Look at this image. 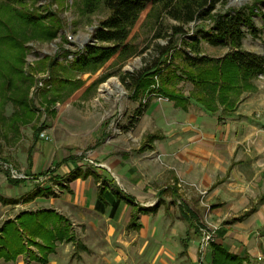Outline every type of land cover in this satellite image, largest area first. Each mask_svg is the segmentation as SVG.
<instances>
[{"label":"crops","instance_id":"0c3cea01","mask_svg":"<svg viewBox=\"0 0 264 264\" xmlns=\"http://www.w3.org/2000/svg\"><path fill=\"white\" fill-rule=\"evenodd\" d=\"M82 76L84 80H78L79 90L88 92L86 89L92 84L98 89L106 82L102 78L104 72ZM259 79L261 75L254 80L255 91L243 92L233 108L216 103L214 110L195 97L200 90L190 81L182 80L191 83L192 88L187 92L175 88L185 97L180 104L165 98L167 102L160 107L153 101L147 110L152 123H144L136 130L131 125H120L122 131L131 130L129 136L134 131L137 144L119 156L112 152L104 154L100 160L110 169L90 164L86 169L80 166L87 151L99 147L112 135L109 121H102L91 131L90 138L97 137L92 146L66 148V154L53 157L52 170L47 172L37 171L41 166L40 155L35 157V152L28 150V167L21 178L14 177L16 172L11 169L0 171V176L5 175L0 188L7 192V195L0 192V228L5 222L20 221L27 217L24 214L42 210L55 212L69 221L77 214L78 218L85 219V212L86 216L98 215L105 221L117 220V228L121 230L118 235L134 237L128 243L129 248L115 250L113 255L101 253V260L95 264H197L200 227L208 219L219 225L215 244L244 257L246 264H260L264 261V114L261 112L264 95L260 92L264 80ZM253 95H259L255 106L251 104ZM131 97L134 99L132 94ZM155 150H159L167 165L155 171L152 179L149 177L152 184H145L130 159L132 155H148ZM110 170L121 185H116ZM73 171L79 176L69 179ZM28 179H35L39 184L30 190ZM123 180H132V183L126 185ZM48 183L60 189L55 200L51 199L55 194L50 186L44 187ZM20 185L24 189L15 190ZM138 190L145 192V196L149 194L148 203L142 204L132 196ZM156 198L161 204H155ZM174 206L185 228L176 234L180 236L179 249L172 256L167 252L166 243L163 249L158 243L167 240L157 237L162 232L154 227L145 236V228L148 223L153 225L152 218L157 217L161 207L163 212L170 209L173 212ZM70 235L72 241L55 242V250L47 254L46 263H42L43 254L37 247L22 242L24 250L14 259L1 257L0 264H87L86 256L78 252L82 249L88 256L93 252L79 243L71 231ZM137 240L141 243L131 248ZM64 244L74 245L77 255L72 253L69 259L66 255L62 257L59 248ZM210 251L209 248L205 262Z\"/></svg>","mask_w":264,"mask_h":264},{"label":"rangeland","instance_id":"374dc122","mask_svg":"<svg viewBox=\"0 0 264 264\" xmlns=\"http://www.w3.org/2000/svg\"><path fill=\"white\" fill-rule=\"evenodd\" d=\"M227 9L249 11L253 14L252 29L247 26L242 27L244 36L241 48L259 55L264 54V0H229L223 8L217 7L218 13H223ZM109 15L110 11L104 0H0V99L4 105L0 108V171L11 169V172L15 171V175L21 178L24 169L28 167L26 155L28 150L35 152V157L40 155L41 166L37 171L52 170L53 157L66 154L64 151L66 148L84 149L89 145L92 146L97 137L94 140L90 138L91 131L102 121H109L112 135L99 147L87 151L80 166L86 169L90 164L110 169L100 160L104 154L112 152L119 156L120 152L128 151L137 144L133 137L134 131L129 136L131 130L122 131L120 125H131L136 130L144 123H152L153 119L147 113L150 105L155 101L161 107L167 102L165 98L157 95L161 87L163 88V81L162 78L155 77L152 83L141 91V96L133 99L131 76L160 60L163 48L169 45L173 35L172 50L161 58L163 63L162 67H159L163 68L159 69L161 75L174 72L175 77H180L183 73L181 68L184 55L192 54L193 46L197 43L201 48V54L213 58H221L231 50L230 45L210 43L212 36H207L205 33L211 27L212 18L190 23L184 27V32L175 35L172 29L179 23L168 17L158 5L143 12L130 27L133 54L124 61L115 60L113 65L104 71L102 78L106 82L99 85L98 89L92 84L86 89L88 92L79 90L81 87L78 86V80L84 77L82 74L72 72L70 68L67 71H61L59 68L51 76L49 70L51 64L58 63L67 67L87 45L97 44L94 39L96 28ZM12 41H19L22 44L20 47L23 46L24 49L13 48L10 44ZM21 70L28 78L27 93L30 92L32 99H29L27 105L33 110V114L31 120L12 123L10 116L15 107L7 97L6 86L11 82L10 90L26 91L27 85L22 84L19 76ZM59 77H65L73 84L61 87L57 79ZM261 77L262 79L259 80L263 81L264 75ZM262 81L258 83L261 84ZM261 85L260 92L264 95V84ZM174 86L178 91L183 92L192 88V84L188 81H176ZM99 90L104 93H100ZM151 94H155L150 97L154 98L152 102L144 103ZM57 95V102L54 103ZM257 96H251L252 106H255ZM102 100L104 103H101ZM90 106L96 109H90ZM261 112L264 114V108ZM25 123L27 125L24 126ZM41 133H44L48 139H43ZM130 163L137 168L138 176L145 184H152L149 177L151 178L155 171L167 165L163 162L159 150L148 155H132ZM110 171L116 185H121L116 174ZM4 176H0V181H5ZM28 180L27 186L30 190L39 184L35 179ZM128 182L132 183V180H123L126 185ZM48 186L55 194L51 199L55 200L60 195V189L54 183L44 185L46 188ZM18 188L15 190L24 189V185ZM0 192L7 195L4 188H0ZM144 194L145 192L138 190L132 196L145 204L148 203L149 194L146 193V196ZM154 201L155 204H161L159 198ZM173 208V212L171 209L169 212H163L161 207L157 217L152 218L155 226L148 223L145 228V236H149L147 232L154 227L158 232H162V235L157 237H165L167 240L163 239L158 243L161 244L162 249L166 243L167 252L172 256L179 249L180 236L176 234L183 232L185 228L176 207ZM62 214H65V211ZM83 215L85 219L78 218V214L70 217L69 224L71 234L76 240L93 252L89 256L88 252L82 249L78 252L86 256L87 264L100 261L101 253L113 255L115 250L130 247L128 243L134 237L130 234L129 237L126 235L121 238L118 235L121 230L117 228V220L105 221V218H100L98 215L86 216L85 212ZM122 219L123 217H120V222ZM204 224L219 228L218 224L211 223L208 219H204ZM139 242L137 240L131 248H137L141 243ZM59 249L62 257L66 255L68 258L72 253L77 255L74 253V245L64 244ZM144 253L147 254L146 251ZM67 258L63 259L67 260ZM260 264H264V261Z\"/></svg>","mask_w":264,"mask_h":264},{"label":"trees","instance_id":"16d2710c","mask_svg":"<svg viewBox=\"0 0 264 264\" xmlns=\"http://www.w3.org/2000/svg\"><path fill=\"white\" fill-rule=\"evenodd\" d=\"M228 2L229 0H104L110 15L96 28L94 39L97 44L87 45L67 67L58 63L51 64L49 67L51 76L59 68L61 71H67L70 68L72 72L84 75L102 73L112 66L115 60H126L133 54L130 27L136 23L143 12L159 5L168 17L179 23L172 29L175 35L184 32V27L190 23L212 18L211 27L205 33L207 36H212L210 43L230 45L231 50L221 58H213L201 54V48L197 43L193 46L192 54L185 53L181 68L183 73L180 77H175L174 72H168L162 76L159 73V69H163L159 68L163 65L161 58L172 50L173 35L169 45L163 48L160 60L130 77L134 99L141 96V91L149 86L155 77L162 78L163 81V88L161 87L157 95L168 100H175L178 104L185 97L177 92L174 84L176 81L188 80L197 90H200L195 97L209 109L214 110L216 103L233 108L243 92L255 91L254 80L259 75H264V54L259 55L241 48L244 36L242 27L247 26L252 29L253 14L249 11L232 9L218 13L217 7L223 8ZM10 44L13 48L24 49L23 46L20 47L22 44L19 41H12ZM23 75L26 76L21 70L20 79L23 85H27L28 78ZM57 79L61 87L73 84L65 77ZM10 85H12L11 82L6 86L7 97L15 107L10 120L12 123L16 121L24 123L33 114V110L27 105L29 99H32L30 92L27 93L28 85L23 92L16 89L10 90ZM57 97L58 95L55 96L54 103L57 102ZM3 106L0 99V108ZM78 176L79 174L73 171L69 179H75ZM24 215L27 216L25 219L5 222L0 228V258L14 259L24 250L22 242H25L28 246L37 247L43 254L42 263H46L47 254L55 250L56 241H72L69 220L63 216L47 210ZM210 250L206 264H246L244 257L234 255L215 243L211 244Z\"/></svg>","mask_w":264,"mask_h":264},{"label":"built area","instance_id":"2783aa9c","mask_svg":"<svg viewBox=\"0 0 264 264\" xmlns=\"http://www.w3.org/2000/svg\"><path fill=\"white\" fill-rule=\"evenodd\" d=\"M155 94H151L148 96V99L146 101H144V103L148 102V100L150 99V97L154 96ZM41 137L43 139H48L47 136H45L44 133H41ZM14 177H18L15 174H13ZM19 178V177H18ZM218 228L216 226L213 225H209L208 226L205 224L204 227H202L200 229V244H199V257H198V262L197 264H206V254L208 252V249L210 248L211 244L215 242L216 239V232H217ZM259 261L262 260V257L258 258Z\"/></svg>","mask_w":264,"mask_h":264}]
</instances>
